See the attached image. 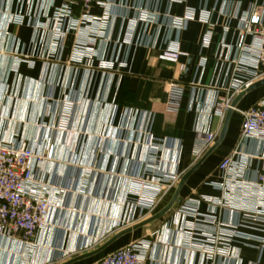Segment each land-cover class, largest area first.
<instances>
[{
    "label": "crops",
    "instance_id": "obj_1",
    "mask_svg": "<svg viewBox=\"0 0 264 264\" xmlns=\"http://www.w3.org/2000/svg\"><path fill=\"white\" fill-rule=\"evenodd\" d=\"M100 1L107 3V8L95 6L91 11L101 20L100 26L86 24L88 28L82 25L72 30L66 19L60 35L54 17L65 0H0V142L17 139L32 144L46 99L51 97L55 113L50 114L49 108L45 116L48 128L40 151L52 149L54 162L42 163L40 172L61 179L73 176L72 166L82 173L83 168L94 170L97 164L106 172L110 168L112 171L120 164L113 159L119 147L116 137L125 124V111L131 109V129L138 123L136 114L143 112L142 131L150 129L157 140L179 143L178 154L176 150L162 151L158 162L173 166L171 170L178 169L183 177L194 166L197 135L217 132L219 137L224 121L216 114V102L227 98L236 80L247 82L245 89L260 81L254 80L251 68L239 73L243 63L251 64L254 59L250 56L248 62L243 61L238 43L241 19L253 8L264 18V0ZM190 10L196 14L194 20L178 29L171 24L172 19L185 18ZM72 12V20H79L81 6L75 5ZM144 14L149 15L146 21L142 20ZM246 41L251 44L253 38ZM170 48H177L181 55L176 64L159 59ZM76 49L82 50L77 57ZM172 81L184 88L183 96L177 98L180 109L175 115L166 111L167 84ZM72 102L70 128L76 137L69 145L66 133L56 131V126L62 120V109ZM262 102L264 87L242 98L225 140L189 178L181 191L180 205L158 222L123 236L99 255L75 264H96L139 239L150 242L144 264H264V221L246 214L264 210V196L247 189L233 196L231 191L219 189L227 187L219 167L235 151L242 152L239 163L244 167L245 180H256L259 162L255 156L263 153L264 141L257 138L241 144V113ZM80 132L84 135L78 142ZM128 139L127 157L147 161L149 152L138 141L143 143L144 136L133 132ZM104 148L109 160H95V152L101 155ZM127 162L125 166L121 163V169L127 168ZM99 178L96 171L89 178L91 186L82 206L88 215L83 224L76 225L84 230L92 221L97 234L113 230L119 219L128 220L132 204L126 194L127 183H115L113 177L104 176L100 184ZM177 186L162 198L155 214L170 203ZM218 202L231 203L219 206ZM188 205H195L202 215L214 216L217 223L202 224L193 219L183 212ZM219 224L232 226L237 237L231 241L227 257L210 258L197 248L196 240L202 233L213 235ZM194 225L198 228L195 243L189 240L187 231ZM52 230V226L45 228L34 241L49 238ZM72 239L75 241V237ZM1 242L4 239L0 238Z\"/></svg>",
    "mask_w": 264,
    "mask_h": 264
},
{
    "label": "built area",
    "instance_id": "obj_2",
    "mask_svg": "<svg viewBox=\"0 0 264 264\" xmlns=\"http://www.w3.org/2000/svg\"><path fill=\"white\" fill-rule=\"evenodd\" d=\"M65 6L57 10L54 20L59 27V34L62 35V24L66 19L71 22V29L77 30L80 26L90 24V26H100L101 20L95 19L91 15L93 7L99 6L107 8L108 4L100 0H65ZM183 2L184 0H176ZM75 5H80L82 15L79 20H72V9ZM195 12L190 10L185 18L172 19L171 24L175 28L185 26L188 21L195 19ZM149 15H143L142 20L146 21ZM87 26V25H86ZM88 28V26H87ZM241 37L238 43V49L245 57L243 61L250 56L254 59L251 64L243 63L239 73L243 68H251L254 70V80L264 79V18L261 12L251 9L244 18L240 21ZM252 37L251 44H247L246 38ZM82 54V50L76 49L75 56ZM180 53L177 48H170L164 51L159 59L164 62L176 64L179 61ZM250 57V58H251ZM241 80H236L234 88L229 92L224 100H220L215 104V111L221 122L224 121L228 110L231 108L234 98L240 93L244 92L247 86ZM184 93V88L177 82H169L167 84V94L169 100L167 102L166 111L169 114H177L180 109L177 98H181ZM51 102V104H50ZM72 103L67 104L62 109V120L56 126V131L64 132L67 136V144L70 145L76 137V132L71 130V118L73 115L74 106ZM56 106V104H54ZM51 110H50V109ZM53 109V111H52ZM54 114L53 100L51 97L46 99V104L43 111V118L39 124L38 131L34 142L29 144L25 141L12 139L6 142H0V238L6 239L17 245L21 243H28L34 240L35 236L46 228L47 222L54 212L65 211L66 206H59V199H69L70 196L84 199L86 190L91 186L90 177L92 173L97 172V176L101 178L100 184L104 179L106 170L101 167L93 169L88 168L87 174L82 173L80 168L73 167L71 173L73 176L67 178H59L58 176L47 177L44 176L39 169V166L45 162H54L53 150L41 152L40 147L43 144V133L48 128L44 124L46 114ZM137 115V125L131 129L129 127L130 119L133 116L131 109L125 111V124L118 131L116 141L118 143V150L113 159L117 160V166L107 171L125 173L124 180L126 181L127 196L132 201L131 210L128 220L123 226H131L143 222L155 215L158 205L162 198L178 185L182 174L177 171L173 172L171 165H162L158 162V154L162 151L176 150L179 152V143L170 140H157L153 137L150 129L141 130L140 121L144 118V113L139 112ZM243 117L241 130V144L248 140L257 139L264 141V102L259 103L247 111L241 113ZM131 125V124H130ZM46 126V127H45ZM136 133L139 136H144L143 143L140 139L139 145L147 149L148 160L129 159L127 157V150L131 144L129 135ZM78 142L82 140L84 135L80 132ZM218 133L198 134L192 153L193 165L197 164L205 154L217 142ZM130 143V144H129ZM136 143V141H135ZM38 148V149H37ZM42 148V147H41ZM105 149V148H104ZM107 149H105L106 151ZM98 152V151H97ZM97 152L94 154V159L101 155ZM97 153V155H96ZM242 152L235 151L229 158L225 159L220 165V171L223 174V179L227 182L226 186H221L219 189L227 192L231 191L233 196L238 193L245 192V190H254L260 197L264 196V151L255 156L259 162V168L255 182L249 183L245 180V170L243 165H240L239 160ZM108 156V157H106ZM107 160L109 155L106 151ZM129 160V161H128ZM128 161V162H127ZM127 168L121 169V163ZM123 170V172H122ZM77 171V172H76ZM76 172V175H75ZM47 177V178H46ZM50 178V179H48ZM99 178V180H100ZM99 186V182L97 183ZM100 191V189H98ZM97 190V191H98ZM105 193L109 196L110 188L105 189ZM112 196V191H111ZM72 199V198H71ZM135 202L134 206L133 203ZM264 202V199L262 200ZM228 203L218 202L217 205H229ZM133 207V208H132ZM183 212L193 219L200 220L202 224L212 222L217 223L214 216H205L198 212L195 205H188ZM248 216H252L255 220L264 221V210H251ZM211 223V224H212ZM197 223H195L196 225ZM192 226L188 231L189 240H196L197 226ZM199 227V226H198ZM202 238L196 240V246L205 255L210 258L217 256L227 257L231 241L237 237L236 232L232 226L218 225V229L213 235H206L202 233ZM150 251V242L145 240L139 243H132L124 248L107 256L104 260L96 264H144V261Z\"/></svg>",
    "mask_w": 264,
    "mask_h": 264
},
{
    "label": "rangeland",
    "instance_id": "obj_3",
    "mask_svg": "<svg viewBox=\"0 0 264 264\" xmlns=\"http://www.w3.org/2000/svg\"><path fill=\"white\" fill-rule=\"evenodd\" d=\"M99 153H101V159L103 161L106 156L105 149H102ZM83 169L85 174H87L88 168ZM104 174L109 178L113 177V182L115 183L122 181L126 183L123 177L125 173L108 171ZM107 201L113 202V200L110 199ZM83 204L84 200H80V198H77L76 196H70L69 199L60 198L59 206H66V208L65 211L54 212V215H51L53 218L52 222L49 218L46 228L52 226L54 229L52 232L49 231V238L41 241V238L39 237L35 241L21 243L18 247L13 246L10 241L4 239V242L0 243V264H64L71 259L97 250L116 234L142 223L140 222L126 227L125 225L123 226L126 220L122 218L121 220H117V224L113 230H107L108 232L106 231V233L99 232L97 234V232L92 229L91 221L89 228H84L83 230L82 226H76L78 223L83 224L86 221V215H88L86 214V209H82ZM134 204L135 202L133 203V206ZM78 212H80V214H76ZM91 218L94 224L96 216H91ZM72 223H75V225L73 226ZM43 230L40 231V233H43ZM74 237L75 241L72 239ZM141 241L145 240L139 239L130 244L139 243ZM114 252L110 254H113ZM110 254L104 256L98 262L104 260Z\"/></svg>",
    "mask_w": 264,
    "mask_h": 264
},
{
    "label": "water",
    "instance_id": "obj_4",
    "mask_svg": "<svg viewBox=\"0 0 264 264\" xmlns=\"http://www.w3.org/2000/svg\"><path fill=\"white\" fill-rule=\"evenodd\" d=\"M264 87V79L258 81L257 83L251 85L248 89H246L244 92H242L241 94H239V96L235 99V101L232 103L231 108L228 110L224 123H223V127L222 130L219 134L218 140L216 142V144L205 154V156L197 163L195 164L188 172H186L183 177L181 178L176 192L172 198V200L170 201V203L160 212H158L157 214H155L154 216H152L151 218L145 220L144 222L133 226L132 228H128L126 230H123L122 232L116 234L114 237H112L110 240H108L104 245H102L100 248H98L97 250L81 255L79 257H76L74 259H71L69 261H67L64 264H75L77 262L92 258L94 256L99 255L100 253H102L103 251H105L107 248H109L114 242H116L117 240H119L120 238H122L125 235H128L132 232H135L139 229L148 227L156 222H158L159 220H161L166 214H168L176 205H180L182 203V199L180 198V194L181 191L183 190L184 186L187 184L189 178L200 168V166L204 163V161L223 143V141L225 140V137L227 135V131H228V127H229V123L231 120V117L233 115L234 110L236 109L237 105L239 104V102L242 100V98L244 96H246L248 93L253 92L255 90H258L260 88Z\"/></svg>",
    "mask_w": 264,
    "mask_h": 264
}]
</instances>
